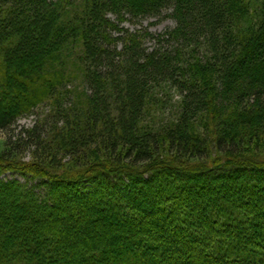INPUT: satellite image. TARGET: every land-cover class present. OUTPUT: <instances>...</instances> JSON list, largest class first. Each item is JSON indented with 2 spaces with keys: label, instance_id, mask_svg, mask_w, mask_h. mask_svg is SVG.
Listing matches in <instances>:
<instances>
[{
  "label": "trees",
  "instance_id": "obj_1",
  "mask_svg": "<svg viewBox=\"0 0 264 264\" xmlns=\"http://www.w3.org/2000/svg\"><path fill=\"white\" fill-rule=\"evenodd\" d=\"M0 133V264H264V0H0Z\"/></svg>",
  "mask_w": 264,
  "mask_h": 264
},
{
  "label": "rangeland",
  "instance_id": "obj_2",
  "mask_svg": "<svg viewBox=\"0 0 264 264\" xmlns=\"http://www.w3.org/2000/svg\"><path fill=\"white\" fill-rule=\"evenodd\" d=\"M124 26L130 30L132 34H138L143 38V44L148 48H154L156 46L157 40H162L169 33H171L176 26V22L169 16V13H164L161 17L154 18H140L136 20H128L125 22ZM176 99V98H175ZM50 103L44 102L40 104L32 114H27L23 116L16 129V132L19 133L22 129L31 130L36 125L38 120L42 119L46 114L50 112ZM244 151L246 155H255L264 157V139L255 140L249 142L248 139L244 143ZM7 149V135L0 133V162L3 154ZM210 160H218L225 154L217 151L215 144L209 145ZM163 159L166 157H171L172 154L169 153V149L166 147L159 155ZM16 160L25 164H30V168L36 166V160L32 158L30 152L25 153L22 157H16ZM68 160V159H66ZM2 180H12L17 179L22 183H26L27 179L19 174L7 173L1 178ZM31 186H36L37 182L33 181Z\"/></svg>",
  "mask_w": 264,
  "mask_h": 264
}]
</instances>
